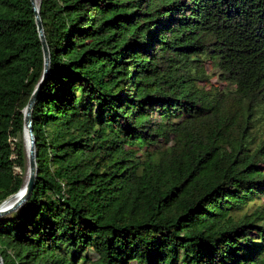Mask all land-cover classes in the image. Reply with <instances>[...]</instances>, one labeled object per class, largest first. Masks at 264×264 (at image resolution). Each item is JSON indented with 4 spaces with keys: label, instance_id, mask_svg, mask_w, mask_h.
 Instances as JSON below:
<instances>
[{
    "label": "trees",
    "instance_id": "16d2710c",
    "mask_svg": "<svg viewBox=\"0 0 264 264\" xmlns=\"http://www.w3.org/2000/svg\"><path fill=\"white\" fill-rule=\"evenodd\" d=\"M39 9L37 176L3 264H264V0ZM43 73L31 0H0V204Z\"/></svg>",
    "mask_w": 264,
    "mask_h": 264
},
{
    "label": "water",
    "instance_id": "95a60500",
    "mask_svg": "<svg viewBox=\"0 0 264 264\" xmlns=\"http://www.w3.org/2000/svg\"><path fill=\"white\" fill-rule=\"evenodd\" d=\"M33 10L35 13L36 24L39 31V36L42 42V51L44 55V73L40 83L37 88L34 90L27 107L24 110L25 114V137L28 135L30 139V153L28 157L29 165V176L25 181L24 186L15 194L6 198L0 204V217L5 216L13 211H16L21 206H23L26 201L31 197L37 176V162H36V146H35V135L33 129V110L36 104L38 94L41 90L43 83L46 81L49 71H50V49L46 40L45 31L40 16V9L35 5L34 0H31ZM18 196V197H17ZM17 197V198H16ZM16 198V199H15ZM0 264H3L2 254L0 253Z\"/></svg>",
    "mask_w": 264,
    "mask_h": 264
},
{
    "label": "bare ground",
    "instance_id": "6f19581e",
    "mask_svg": "<svg viewBox=\"0 0 264 264\" xmlns=\"http://www.w3.org/2000/svg\"><path fill=\"white\" fill-rule=\"evenodd\" d=\"M34 2H35V5L37 7H40L41 0H34ZM25 141H26V153H27V158H28L29 157V153H30V139H29L28 135L25 137ZM28 176H29V165L27 166V173H26V179H25V181L27 180Z\"/></svg>",
    "mask_w": 264,
    "mask_h": 264
},
{
    "label": "rangeland",
    "instance_id": "374dc122",
    "mask_svg": "<svg viewBox=\"0 0 264 264\" xmlns=\"http://www.w3.org/2000/svg\"><path fill=\"white\" fill-rule=\"evenodd\" d=\"M24 139H25V134H24ZM25 147H26V141H25ZM26 166H28V158H27V165ZM20 171V170H19ZM26 175V174H25ZM258 202L260 203V202H263L264 203V196L263 197H261V199H259L258 200Z\"/></svg>",
    "mask_w": 264,
    "mask_h": 264
}]
</instances>
